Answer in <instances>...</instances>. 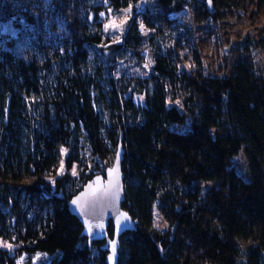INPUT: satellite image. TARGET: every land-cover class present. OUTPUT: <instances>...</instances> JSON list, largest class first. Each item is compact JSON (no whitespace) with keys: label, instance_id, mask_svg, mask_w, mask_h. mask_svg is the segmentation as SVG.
I'll return each mask as SVG.
<instances>
[{"label":"trees","instance_id":"1","mask_svg":"<svg viewBox=\"0 0 264 264\" xmlns=\"http://www.w3.org/2000/svg\"><path fill=\"white\" fill-rule=\"evenodd\" d=\"M193 7L253 10L226 74L182 22ZM129 8L113 40L104 15ZM119 145L135 230L117 264H264V0H0V264H107L68 203Z\"/></svg>","mask_w":264,"mask_h":264},{"label":"rangeland","instance_id":"2","mask_svg":"<svg viewBox=\"0 0 264 264\" xmlns=\"http://www.w3.org/2000/svg\"><path fill=\"white\" fill-rule=\"evenodd\" d=\"M161 2L166 6L170 3V0H161ZM144 3L139 8H142ZM197 7V6H196ZM133 9L129 8L127 10L120 11L118 13H107L104 15L105 18V32L113 40H119L121 33L124 30L125 24L128 22L129 18L132 16ZM185 25L190 28V34L192 41L196 44V49L198 54L203 58H206L204 61L213 63L216 61V67L221 68L222 72H217L216 75L226 74L231 65L237 61L238 57L230 52L231 44L239 39L241 41V36L245 32H250L254 34L258 26H252L254 19L253 10L248 9L246 11L239 12H223L221 19L217 23L208 21L206 23H201L197 16L196 8H186L181 14ZM257 18V17H256ZM3 28V31H9L11 33L15 32V29L11 27L8 23ZM217 55L224 57L226 60H221L216 58ZM212 61V62H211ZM134 101L142 102L140 97L133 96ZM66 156L65 150H62V161L59 165L57 171V176L64 174V158ZM238 164V163H237ZM241 171L242 167L238 164ZM76 168L73 166L70 174L75 175ZM54 179V178H53ZM53 179H48L51 184H53ZM72 222L71 219H62L60 226L66 228ZM74 231L71 230L68 233L67 243L65 247H72V244L75 240ZM0 248H8L6 243L0 242ZM33 264H39V260H35Z\"/></svg>","mask_w":264,"mask_h":264},{"label":"water","instance_id":"3","mask_svg":"<svg viewBox=\"0 0 264 264\" xmlns=\"http://www.w3.org/2000/svg\"><path fill=\"white\" fill-rule=\"evenodd\" d=\"M123 150L118 146L112 165L103 176L87 181L81 191L68 203V212L81 226V235L94 241H104L109 253L107 264H117L118 238L124 232L135 230V222L122 209L123 174L121 162ZM73 201H77L76 204ZM109 223L113 226V239L107 234Z\"/></svg>","mask_w":264,"mask_h":264},{"label":"snow or ice","instance_id":"4","mask_svg":"<svg viewBox=\"0 0 264 264\" xmlns=\"http://www.w3.org/2000/svg\"><path fill=\"white\" fill-rule=\"evenodd\" d=\"M73 203H74V204H76V203H77V201H73Z\"/></svg>","mask_w":264,"mask_h":264}]
</instances>
